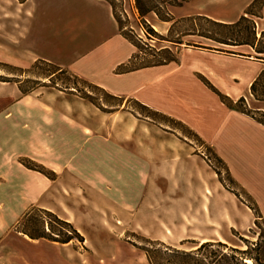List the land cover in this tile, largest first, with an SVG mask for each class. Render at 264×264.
<instances>
[{
	"label": "crops",
	"instance_id": "0c3cea01",
	"mask_svg": "<svg viewBox=\"0 0 264 264\" xmlns=\"http://www.w3.org/2000/svg\"><path fill=\"white\" fill-rule=\"evenodd\" d=\"M253 1L189 0L174 9L186 19L232 24ZM19 8L20 19L8 15L13 26L0 38V46L15 56L5 63L25 68L46 62L181 121L223 159L264 219V122L229 108L203 82L231 100L241 99L264 71V60L209 51L204 57L179 58L178 64L128 71L135 47L107 0H25ZM255 22L257 32L264 31V7ZM1 89L0 242L31 208L53 213L80 235L113 213L118 218L134 213L142 234L173 247L185 241L221 242L219 226L225 219L238 231L250 228L251 208L226 206L225 194L231 200L236 195L225 193L217 172L175 132L156 130L127 113H119L116 130L111 115L62 92L23 95L18 87ZM255 111L264 115V105ZM24 160L55 178L27 168ZM197 229H204L203 235ZM208 229L217 235H207Z\"/></svg>",
	"mask_w": 264,
	"mask_h": 264
},
{
	"label": "rangeland",
	"instance_id": "374dc122",
	"mask_svg": "<svg viewBox=\"0 0 264 264\" xmlns=\"http://www.w3.org/2000/svg\"><path fill=\"white\" fill-rule=\"evenodd\" d=\"M113 2L124 32L129 34L140 45L142 51L138 59L134 60L127 69H130L134 65L160 60L161 57H167L171 54H178L182 60L186 56L204 57L205 54L203 52L214 51L213 49H203L202 47L193 48V45L218 48L223 51L234 50L239 54L257 56V53L249 47L233 48L218 45L213 41L198 37L196 34H191L192 31L193 33H197L199 29L202 33L204 31L212 32L216 33L218 37L225 38L230 36V31L229 29L216 27L204 19L197 20L198 27H195L192 19L183 18L181 9H174L176 6H169L168 8L159 6L161 18H166L167 13L174 18V20L166 22L162 21L155 13H149L144 18L141 17L135 0H113ZM173 3H175V0L169 1V4ZM20 4H22V0H0V30H2L0 38L3 37L2 35L7 31V28L11 29L13 26V22L8 19L9 16L14 17L15 20L20 19ZM156 4L158 5V2ZM149 29H153L154 32L164 39H160L153 34L149 38L147 34ZM260 36L261 30H258V38ZM170 40H181L183 44L172 43ZM223 51L216 50L215 52L217 54L225 53ZM14 58L15 56L12 51L7 47L0 46V61H4L0 62V76L10 78V82H0V85L22 88L23 91L29 92V94L35 91L62 92L64 97L80 99L91 107H95L97 111L111 115V124L116 130L118 129V123L121 122L120 117H122L119 113H127L128 117H135L140 122L154 125L156 130L159 129V131L168 133L175 132L182 139L193 144L197 152L203 155L208 164L216 172L220 173V176H218L224 186L225 193L228 191L238 195H236V199L234 198L235 200H231L225 194L224 202L226 206H234L235 208L238 206L240 209L247 211L245 206L254 204L251 199L253 196H250L247 190L234 179L227 164H222L218 160L213 148L206 145L205 142H199L191 137L186 128L175 122L177 120H169L161 115L151 113L141 108L134 100L109 97L107 92L96 88L68 70L57 68L42 61L35 62L25 68H17L5 63L13 61ZM3 91L1 89L0 93ZM254 93L250 89L247 96H243V101H240L239 98L235 101L233 100V102L237 103L236 107L239 110L251 116L255 115L257 119L264 122V115L261 112L255 111L257 107L264 105V75L258 80ZM88 95L94 103L87 100V98L85 99ZM249 96L251 98V107L248 104ZM102 109H105L107 112H104ZM241 175L246 178V172L241 173ZM257 213H254L252 210V214L249 216L251 225L245 231L230 228L229 220L225 219L224 225L219 226L223 234V240L220 241H224L222 243L227 244L229 247L242 250H245L247 246L243 245L240 237L254 243L257 242L258 233L261 228H264V221L258 217ZM112 215V219L101 222L100 225L96 223L95 226L86 227L85 231L82 232L84 235L81 234L84 238V241L81 242L73 231L75 229L73 225V228L62 226L54 217L36 209L23 225H16L0 242V264H150L143 247L148 245V241H160L153 240L151 236L142 234L137 226L134 213H129L126 217L122 218H118L116 213ZM255 223H258V226ZM145 226L149 233L154 231L153 227H147L146 222ZM25 229L32 230L33 232H39L43 229L47 232L53 230L56 233L71 236L74 239L68 245L46 239L34 240L21 232ZM203 230L197 229V235H203ZM250 230L254 234H251ZM206 233L207 235H211V233L213 235L216 234V232L210 229ZM196 244H198L197 241H185L181 245L177 244L174 248L189 251ZM166 245L170 246L169 243Z\"/></svg>",
	"mask_w": 264,
	"mask_h": 264
},
{
	"label": "trees",
	"instance_id": "16d2710c",
	"mask_svg": "<svg viewBox=\"0 0 264 264\" xmlns=\"http://www.w3.org/2000/svg\"><path fill=\"white\" fill-rule=\"evenodd\" d=\"M107 1L113 7V10L115 13V18L119 24V27L121 29L122 34L133 44V46L137 50L135 52L134 56L132 57V59L130 60V63H129V65H130L134 62V60L138 59L139 54L142 52L141 47L133 38H131L129 36V34L124 32L123 26L121 24V20L119 19V17L117 16V13L115 11V4H114L113 0H107ZM169 1H171V0H157V1L156 0H135L137 9H138L141 17L144 18L149 13H155L159 16V18L162 21H166V22H170V21L174 20V18H172V16L169 13L166 14L167 15L166 18H161L160 14H159V6L160 7L164 6L166 8H168L169 6H182L184 3L188 2L189 0H175V3H173V4H169ZM24 2H25V0H22V3H24ZM157 2H158V5L156 4ZM263 7H264V0H254L252 2V4L246 9V11H245L246 15L242 16L237 22L232 23V24H224V23L217 22V21H214V20L206 18V17H201V16H197L194 18L191 17V18H187V19H192V22L195 23L194 24L195 27H198L197 20L204 19L216 27H222L225 29H229V31H230V33H229L230 36L225 37V38L224 37H222V38L218 37V35L216 33H212V32L204 31L202 33V31L200 32L199 29L197 30V33H193V31H192L191 34H196V35H198V37L208 39L210 41L217 43L218 45H225V46L233 47V48H239V47L252 48L255 51V53H257L256 58L264 60V31L261 32V36L258 38L257 25H256V22L254 20L255 18H261ZM147 34H148L149 38H150L151 34H153L155 36H158L160 39H164L163 37L158 35L156 32H154L153 29H149V32H147ZM170 42L177 43V44H183V42L181 40L180 41L170 40ZM189 45H193V44H189ZM197 47H202L203 49H207V48L213 49L214 51H216V50L223 51V50L218 49V48H209V47H204V46L193 45V48H197ZM223 52L231 53V54H237V53L232 52V51H223ZM171 63H177V64L179 63L178 54H171L167 57H161L160 60H157V61L146 62L144 64H140V65H136V66L134 65L130 69H127V67L129 66L128 65L126 67V69L128 71H135V70H139V69H143V68L168 65ZM47 64H49V63H47ZM50 65H52V64H50ZM53 66H55V65H53ZM55 67H57V66H55ZM57 68H59V67H57ZM262 75H264V71L259 75L258 79H256L251 86V92L253 94H255L254 92H255L256 84ZM9 79L10 78H8V77L0 76V82H10ZM203 82L212 91H214L221 98V100L227 106H229V108L235 109V110L243 112V113H246L244 111L239 110L236 107L237 103H234L233 100H231L229 97L220 93L207 80L204 79ZM91 85H93V84H91ZM93 86H95L98 89H101L102 91H105L104 89H102L96 85H93ZM20 90H21L23 95L29 94V92L23 91L22 88H20ZM105 92H107V91H105ZM107 94L109 97L122 99V98L116 97L114 95H111L108 92H107ZM86 98L90 102H93L92 98L89 95L87 97H85V99ZM257 100H258V98H257ZM240 101H243V98H241ZM137 104H139L141 106V108H143V109H145L151 113L161 115L164 118L175 121L174 119H171L170 117H168L164 114L153 111L149 107H147V106H145L139 102H137ZM95 105H97V104H95ZM102 110L104 112H107V111H105V109H102ZM175 122L180 124V126L186 128L189 131L190 136L193 137L195 140H197L199 142H204L194 131H192L189 127H187L181 121H175ZM217 157H218V160L222 164L226 165V163L223 161L222 158H220L218 155H217ZM23 164L27 168L34 170V171H37V172H40L50 179H53L56 176L50 170L46 169L45 167H43V166H41V165H39L33 161L24 160ZM217 174L220 176L219 172H217ZM251 199L253 200L254 204L253 205L251 204L248 206L254 211V213L258 212L257 213L258 217L264 221V219L261 215V212L259 211V206H258L257 202L253 199V197H251ZM36 209H38V208H31L29 211H27L25 214H23L21 216V218L18 220L17 226L23 225L24 222H26L27 219H29L31 217L32 213ZM39 210L42 213H45L49 216L54 217L60 225L73 228V226L71 224L59 219L53 213L46 211V210H42V209H39ZM255 224L258 226V223H255ZM73 231H74L76 237L81 242L84 241V238L80 235V233L76 229H73ZM21 232L24 233L25 235L29 236L31 239H34V240L46 239V240L56 242V243H60V244H68L74 239L71 236L62 235L60 233L54 232L53 230H50L49 232H47L45 229H43L39 232H36V231L33 232L32 230L25 229ZM250 233L254 234L251 230H250ZM240 240L242 241L243 245L247 246V248L245 250L235 248V247H229L227 244H224L222 242H217V243L205 242V243H198V244H196V246L192 250L186 251V250H181V249L174 248L171 246H167L165 243H162V242H155V241H148V245L143 247V250L146 253L148 261L150 264H264V228L260 229V231L258 233V241L257 242H255V243L251 242L248 239H245L243 237H240Z\"/></svg>",
	"mask_w": 264,
	"mask_h": 264
}]
</instances>
